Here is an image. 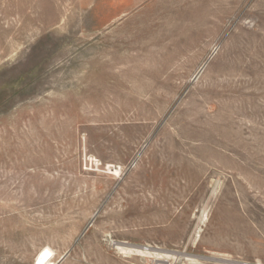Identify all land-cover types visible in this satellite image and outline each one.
<instances>
[{
	"label": "rangeland",
	"instance_id": "rangeland-1",
	"mask_svg": "<svg viewBox=\"0 0 264 264\" xmlns=\"http://www.w3.org/2000/svg\"><path fill=\"white\" fill-rule=\"evenodd\" d=\"M47 247L264 264V0H0V264Z\"/></svg>",
	"mask_w": 264,
	"mask_h": 264
},
{
	"label": "bare ground",
	"instance_id": "bare-ground-1",
	"mask_svg": "<svg viewBox=\"0 0 264 264\" xmlns=\"http://www.w3.org/2000/svg\"><path fill=\"white\" fill-rule=\"evenodd\" d=\"M120 249L125 250V251H136L139 253H146V251L149 250V252H147L148 254L150 253H156L157 255H164L165 253H161L160 251L158 252L157 249L150 251V248L147 246H144V249L139 247V246H134V245H127V244H122L121 246H119ZM166 252V251H165ZM170 255V253H169ZM168 256V253H167ZM52 257H53V251L50 248H44L40 254L37 257V261L39 264H53L52 261ZM159 257V256H158Z\"/></svg>",
	"mask_w": 264,
	"mask_h": 264
},
{
	"label": "built area",
	"instance_id": "built-area-1",
	"mask_svg": "<svg viewBox=\"0 0 264 264\" xmlns=\"http://www.w3.org/2000/svg\"><path fill=\"white\" fill-rule=\"evenodd\" d=\"M147 264H167L165 261H159V260H149Z\"/></svg>",
	"mask_w": 264,
	"mask_h": 264
}]
</instances>
